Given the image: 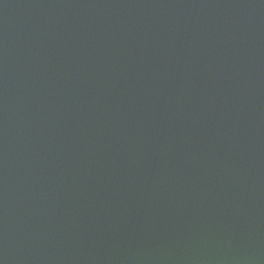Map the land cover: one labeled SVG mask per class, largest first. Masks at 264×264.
Wrapping results in <instances>:
<instances>
[{
  "label": "water",
  "instance_id": "95a60500",
  "mask_svg": "<svg viewBox=\"0 0 264 264\" xmlns=\"http://www.w3.org/2000/svg\"><path fill=\"white\" fill-rule=\"evenodd\" d=\"M0 264H264V0H0Z\"/></svg>",
  "mask_w": 264,
  "mask_h": 264
}]
</instances>
